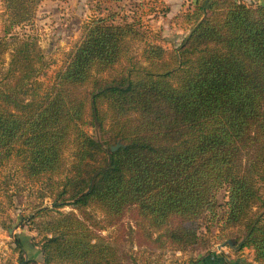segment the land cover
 Returning <instances> with one entry per match:
<instances>
[{
  "label": "trees",
  "instance_id": "16d2710c",
  "mask_svg": "<svg viewBox=\"0 0 264 264\" xmlns=\"http://www.w3.org/2000/svg\"><path fill=\"white\" fill-rule=\"evenodd\" d=\"M38 1L3 0L0 167L13 160L28 180L52 179L53 205L81 217L58 211L31 248L14 237L16 261L124 264L95 231L86 208L97 206L108 224L134 207L153 246L207 248L212 225L236 227V249L253 247L264 264V2L199 0L177 45L147 40L140 58L127 55L143 38L138 17L94 15L47 87L35 35L11 32Z\"/></svg>",
  "mask_w": 264,
  "mask_h": 264
},
{
  "label": "rangeland",
  "instance_id": "374dc122",
  "mask_svg": "<svg viewBox=\"0 0 264 264\" xmlns=\"http://www.w3.org/2000/svg\"><path fill=\"white\" fill-rule=\"evenodd\" d=\"M197 1L199 0H39L32 8L31 20L15 24L11 32H18L21 36L27 33L35 35L43 56L38 79L48 87L53 83L56 71L64 65L69 53L80 40L83 23L92 16L115 10L118 16L124 13L128 17H138L143 38L131 40L127 55L140 58L147 40L168 49L177 45L189 31L190 22L186 19V13H191L192 5ZM5 18V6L3 0H0V35L4 32ZM9 51L8 48L3 54L4 62L0 64V72L7 65ZM84 128L94 137H100L99 131L89 124H84ZM65 158L69 163L70 148L65 151ZM0 187L4 193L2 199L6 208L1 216L8 214L11 225L6 228L0 222V264H20L16 261L14 239L18 236L30 248L31 242L39 243L42 235L39 230L41 222L53 218L58 211H74L81 217L78 209L70 204L53 205L58 185L52 179L42 176L36 180H28L16 161L11 160L0 167ZM217 198L219 202L225 200V188L219 190ZM45 206L48 209L40 211ZM86 210L95 222V231L121 251L124 264H257L253 247L236 249L232 237L236 227L221 229L214 224L211 226L210 245L207 248L182 250L170 244L153 246L137 227L134 207L127 208L123 216L112 224L106 223L104 213L97 206H89ZM38 259H41V255ZM36 264H42V261Z\"/></svg>",
  "mask_w": 264,
  "mask_h": 264
},
{
  "label": "water",
  "instance_id": "95a60500",
  "mask_svg": "<svg viewBox=\"0 0 264 264\" xmlns=\"http://www.w3.org/2000/svg\"><path fill=\"white\" fill-rule=\"evenodd\" d=\"M121 143L117 142L116 144L111 145V149H116Z\"/></svg>",
  "mask_w": 264,
  "mask_h": 264
},
{
  "label": "crops",
  "instance_id": "0c3cea01",
  "mask_svg": "<svg viewBox=\"0 0 264 264\" xmlns=\"http://www.w3.org/2000/svg\"><path fill=\"white\" fill-rule=\"evenodd\" d=\"M181 3V2H180Z\"/></svg>",
  "mask_w": 264,
  "mask_h": 264
}]
</instances>
